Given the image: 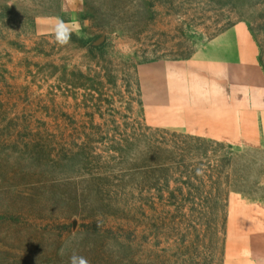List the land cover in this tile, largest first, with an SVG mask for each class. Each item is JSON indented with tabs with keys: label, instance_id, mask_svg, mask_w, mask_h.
<instances>
[{
	"label": "rangeland",
	"instance_id": "rangeland-1",
	"mask_svg": "<svg viewBox=\"0 0 264 264\" xmlns=\"http://www.w3.org/2000/svg\"><path fill=\"white\" fill-rule=\"evenodd\" d=\"M242 34L264 74V0H0V264H264V148L143 95Z\"/></svg>",
	"mask_w": 264,
	"mask_h": 264
},
{
	"label": "crops",
	"instance_id": "crops-1",
	"mask_svg": "<svg viewBox=\"0 0 264 264\" xmlns=\"http://www.w3.org/2000/svg\"><path fill=\"white\" fill-rule=\"evenodd\" d=\"M233 40L236 61L195 55L149 68L143 83L147 117L154 115L164 128L233 147L264 148V74L250 38L242 34ZM159 67L161 80L155 73Z\"/></svg>",
	"mask_w": 264,
	"mask_h": 264
},
{
	"label": "trees",
	"instance_id": "trees-1",
	"mask_svg": "<svg viewBox=\"0 0 264 264\" xmlns=\"http://www.w3.org/2000/svg\"><path fill=\"white\" fill-rule=\"evenodd\" d=\"M197 139H202V137H197ZM209 140H212V139H209ZM212 141H214L215 143H222V142H218V141H215V140H212ZM208 151H210V152H212V153L214 152L213 149H208ZM228 161H229V160H226L225 163H227ZM180 164H181V163H180ZM180 166H182L183 168H185L183 164H181ZM191 166H192V165H191ZM191 166L189 165V169L191 168ZM189 169H188V170H189ZM193 169H194L195 172H197V171H196L197 169H195V168H193ZM197 173H198V172H197ZM194 176H195V175H194ZM195 177H196V176H195ZM198 178H199V177H198ZM194 179H195V181H196V178H194ZM200 181H201V180L198 179V182H199V183H201Z\"/></svg>",
	"mask_w": 264,
	"mask_h": 264
}]
</instances>
